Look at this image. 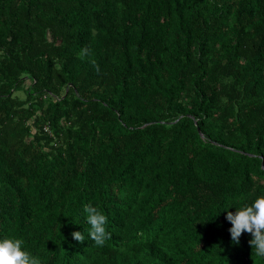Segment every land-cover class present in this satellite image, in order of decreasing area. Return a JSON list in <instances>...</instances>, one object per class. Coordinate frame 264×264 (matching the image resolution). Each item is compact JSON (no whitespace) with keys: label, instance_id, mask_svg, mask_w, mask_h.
Instances as JSON below:
<instances>
[{"label":"trees","instance_id":"obj_1","mask_svg":"<svg viewBox=\"0 0 264 264\" xmlns=\"http://www.w3.org/2000/svg\"><path fill=\"white\" fill-rule=\"evenodd\" d=\"M259 195L264 0H0V235L44 264H264L224 211Z\"/></svg>","mask_w":264,"mask_h":264},{"label":"clouds","instance_id":"obj_2","mask_svg":"<svg viewBox=\"0 0 264 264\" xmlns=\"http://www.w3.org/2000/svg\"><path fill=\"white\" fill-rule=\"evenodd\" d=\"M233 205L225 206L226 219L231 222L228 229L231 240L240 243L241 234H251L248 243L252 253L259 259H264V195L256 196L250 202L235 207V212L229 211ZM84 219L88 225V236L96 246H103L111 233L108 231V216L98 206L87 203L83 206ZM72 237L84 241L81 231H73ZM0 264H44L43 258L31 250L22 236L0 235Z\"/></svg>","mask_w":264,"mask_h":264}]
</instances>
